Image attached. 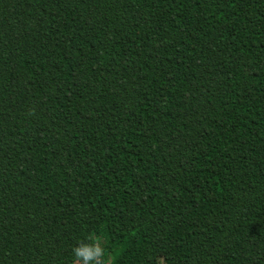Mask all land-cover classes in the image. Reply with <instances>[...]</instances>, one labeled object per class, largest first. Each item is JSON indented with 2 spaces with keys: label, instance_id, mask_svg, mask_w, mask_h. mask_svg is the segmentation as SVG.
Listing matches in <instances>:
<instances>
[{
  "label": "trees",
  "instance_id": "1",
  "mask_svg": "<svg viewBox=\"0 0 264 264\" xmlns=\"http://www.w3.org/2000/svg\"><path fill=\"white\" fill-rule=\"evenodd\" d=\"M264 264V0H0V264Z\"/></svg>",
  "mask_w": 264,
  "mask_h": 264
},
{
  "label": "clouds",
  "instance_id": "2",
  "mask_svg": "<svg viewBox=\"0 0 264 264\" xmlns=\"http://www.w3.org/2000/svg\"><path fill=\"white\" fill-rule=\"evenodd\" d=\"M86 240L89 242L81 241L72 249L73 264H111V260L105 258V247L100 238L88 235Z\"/></svg>",
  "mask_w": 264,
  "mask_h": 264
}]
</instances>
